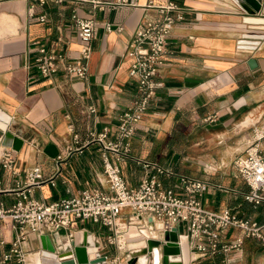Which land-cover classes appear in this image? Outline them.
<instances>
[{"label": "crops", "instance_id": "crops-1", "mask_svg": "<svg viewBox=\"0 0 264 264\" xmlns=\"http://www.w3.org/2000/svg\"><path fill=\"white\" fill-rule=\"evenodd\" d=\"M148 1L125 0L102 9L69 1L35 4L36 14L47 13L45 21H38L28 15L31 0H0V128L23 139L19 150L6 146L13 150L14 164L8 169L0 163V204L8 206L15 200L16 183L33 164L41 166L45 177L53 176L54 184L45 181L33 187L32 195L44 202L78 194L84 188L107 189L103 146L91 138V132L107 128L108 138H114L120 113L136 95L125 50L141 18L157 14L146 6ZM176 1L184 8V17L167 37L163 84L136 124L129 156L121 163L122 175L135 186L145 173L139 160H155L178 173L206 180L201 196L204 206L229 207L264 223V202L253 205L243 198L249 186L229 166L235 158L229 154L242 151L252 138L253 126L264 117V36L255 48L241 47L237 41L248 33H264V27L244 23V12L234 0ZM74 8L95 20L87 76L79 79L62 71L52 78L43 76L32 65L35 54L29 50L30 39L39 38L58 48L64 45L61 39L67 40V54L74 56L79 48L71 19ZM106 21L112 29L105 28ZM6 147L0 139V152ZM260 148L264 153V139ZM207 163L214 164V169ZM162 177L166 184L177 180ZM72 225L76 232L99 239L101 255L122 258L121 251L106 239L112 233L108 226L89 219L74 220ZM2 232L8 240L13 236L7 225ZM64 234L62 229L48 235L54 248L62 246ZM239 234V228L228 226L220 237L223 241ZM8 246V242L0 246V252ZM40 246V237L33 235L24 244L25 248ZM180 251V264H264V239L255 236H245L238 250L200 255L181 235ZM28 264H42L40 254L30 253Z\"/></svg>", "mask_w": 264, "mask_h": 264}, {"label": "built area", "instance_id": "built-area-1", "mask_svg": "<svg viewBox=\"0 0 264 264\" xmlns=\"http://www.w3.org/2000/svg\"><path fill=\"white\" fill-rule=\"evenodd\" d=\"M67 1L74 4L85 3L91 9H102L125 2L31 0L28 15L38 21H45L47 13L42 11L36 14L35 4L60 5ZM146 6L154 8L157 14H145L141 18L125 50V55L129 58L128 75L137 84L136 95L131 105L120 113L114 138H108L107 128L97 133L91 132V138L100 141L103 146L102 171L107 189L84 188L78 194L60 197L47 203L34 197L32 190L34 186L45 181L54 184L53 176L45 177L39 164L29 166L23 178L16 183L15 200L8 206L0 204V246L9 243L0 252L1 264H28L29 254L32 252H38L41 257H49L48 253L53 252L57 255V264H60L62 258L75 257L73 247L77 244V229L72 225L74 220L89 219L111 228L112 233L106 239L123 256L109 259L104 254L108 264H129V248L126 241L121 240V236L131 229L134 230L131 237L133 239L159 238L163 244L167 242L164 238L165 232L176 228L179 243L181 235H185L190 246L196 248L200 255L214 254L219 249L225 253L238 250L242 247L245 236L264 239V223L242 216L229 207L212 209L204 206L201 198L207 184L204 179L178 173L169 166L145 158L139 160L145 173L135 186H130L123 177L121 163L129 156L130 139L136 124L141 120L156 89L163 84L161 68L164 64L167 37L175 22L184 17V8L176 0H167L162 4L149 0ZM71 19L79 39V48L74 56L67 54V40L61 39L64 45L58 48L54 44L47 45L39 38L30 39L29 50L35 54L32 65L41 75L52 78L62 71L67 76L79 79L87 76L95 20L92 16L79 15L76 8L72 11ZM104 26L107 30L112 29L110 22L106 21ZM252 131V138L232 162L239 176L249 186L242 193L243 198L257 205L264 202V153L260 148V140L264 137V117L259 124L253 126ZM74 138H77L76 134ZM59 159L61 154L56 157L57 161ZM0 163L5 168L13 169L12 149L6 147L0 152ZM206 166L214 169L212 163H207ZM162 176H174L177 180L166 184ZM4 225L13 232L10 240L2 232ZM228 226L239 228L241 234L222 241L220 233ZM62 229L65 230L62 246L55 247L54 250L41 246L37 249L24 247L32 235L35 238H39L41 234L55 235ZM66 243L70 244L69 249H64L63 244Z\"/></svg>", "mask_w": 264, "mask_h": 264}, {"label": "water", "instance_id": "water-1", "mask_svg": "<svg viewBox=\"0 0 264 264\" xmlns=\"http://www.w3.org/2000/svg\"><path fill=\"white\" fill-rule=\"evenodd\" d=\"M244 13L242 21L246 24L256 25L257 27H264V20H250L247 17H264V0H234ZM262 29V28H257ZM249 35L250 37H248ZM245 37L238 39V44L241 47L255 48L259 43L260 39L264 36V33H248ZM252 58L248 60V63L252 62ZM190 80V79H189ZM0 139L1 144L4 146H10L15 150H19L22 146L23 139L14 134L9 129L0 128ZM134 232H131V234ZM164 238L167 242L162 244L159 238H148L143 239L144 243L139 247L129 249L130 258L128 263H138V258L143 255L146 260V264H172L181 261L180 243L178 241V234L176 228H172L170 231H166ZM41 244L44 248L54 250L53 243L47 234L40 235ZM95 240L91 233H84V240L81 243L74 245V255L60 260V264H108L105 260V256L101 255L98 251L92 256L88 253V245L95 244ZM160 244L162 246H160ZM64 249H69L70 244L66 243L63 245ZM68 251V250H67ZM70 251V250H69ZM70 253V252H68ZM67 254V252H64ZM62 255V254H61ZM49 257L57 258V255L48 253ZM57 261V260H56ZM59 263V261H57Z\"/></svg>", "mask_w": 264, "mask_h": 264}, {"label": "bare ground", "instance_id": "bare-ground-1", "mask_svg": "<svg viewBox=\"0 0 264 264\" xmlns=\"http://www.w3.org/2000/svg\"><path fill=\"white\" fill-rule=\"evenodd\" d=\"M247 19H250V20H264V17H260V16H257V17H247ZM245 120H247L248 122L246 124H248L250 121H251V118L250 116L247 117ZM253 120V118H252ZM257 120V119H256ZM1 125H3L2 122H0ZM253 124V123H252ZM250 125V124H249ZM134 230L131 229L128 231V233H125L124 235L121 236V240H125L127 245L130 247V248H134V247H139L141 246L144 241L141 237H138V238H131L133 233L131 234V232H133ZM75 237L77 239L78 242H82V239L84 237V234L83 232H76L75 233ZM92 237L94 238L95 240V244H92V245H88V253L92 256H94L96 253H97V247H98V244L100 243L99 239L97 237H95L93 234H92ZM40 261L42 264H57L58 262L56 261V258L55 257H41L40 256ZM138 263L139 264H146V260H145V257L143 255H140L139 258H138ZM172 264H179L178 261H175L173 262Z\"/></svg>", "mask_w": 264, "mask_h": 264}, {"label": "rangeland", "instance_id": "rangeland-1", "mask_svg": "<svg viewBox=\"0 0 264 264\" xmlns=\"http://www.w3.org/2000/svg\"><path fill=\"white\" fill-rule=\"evenodd\" d=\"M263 139H264V137H262L260 141H262ZM241 148H242V146L239 147V149H241ZM241 153H242V152L234 153V154H229V155H233V156L235 157L236 155L241 154ZM218 155H221V154H214V156H218ZM234 157H233V158H234ZM229 166L231 167V169L234 168V167H233V162H231V163L229 164Z\"/></svg>", "mask_w": 264, "mask_h": 264}]
</instances>
